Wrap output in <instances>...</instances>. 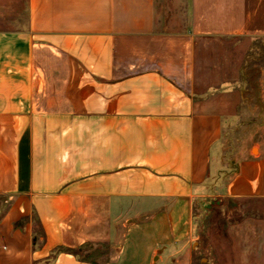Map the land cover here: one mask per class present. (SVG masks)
<instances>
[{"label": "crops", "instance_id": "crops-1", "mask_svg": "<svg viewBox=\"0 0 264 264\" xmlns=\"http://www.w3.org/2000/svg\"><path fill=\"white\" fill-rule=\"evenodd\" d=\"M231 38L264 0H0V264H196L216 201L262 210L230 235L264 264V141L228 144L242 93L196 81Z\"/></svg>", "mask_w": 264, "mask_h": 264}, {"label": "rangeland", "instance_id": "rangeland-1", "mask_svg": "<svg viewBox=\"0 0 264 264\" xmlns=\"http://www.w3.org/2000/svg\"><path fill=\"white\" fill-rule=\"evenodd\" d=\"M196 81L199 92L205 91L209 84L225 82L232 85L229 89L242 93L239 118L232 124L233 132L227 141L234 148L246 147L257 154V145L264 141V39L231 38L219 46L199 44ZM258 213L263 212L252 204L234 208L231 203L222 206L216 201L205 206L197 221L200 250L196 264H236L231 227ZM115 250L111 245L101 246L91 257L84 255L105 262Z\"/></svg>", "mask_w": 264, "mask_h": 264}, {"label": "trees", "instance_id": "trees-1", "mask_svg": "<svg viewBox=\"0 0 264 264\" xmlns=\"http://www.w3.org/2000/svg\"><path fill=\"white\" fill-rule=\"evenodd\" d=\"M83 251H84V249L80 248L78 250H70L69 252L76 257H81V252H83ZM52 260H53V258H50L46 262H44L43 264H49Z\"/></svg>", "mask_w": 264, "mask_h": 264}]
</instances>
